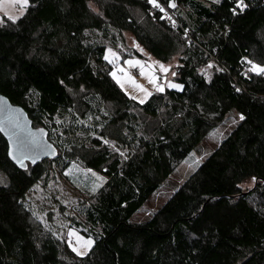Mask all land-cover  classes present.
Segmentation results:
<instances>
[{
    "label": "trees",
    "instance_id": "obj_1",
    "mask_svg": "<svg viewBox=\"0 0 264 264\" xmlns=\"http://www.w3.org/2000/svg\"><path fill=\"white\" fill-rule=\"evenodd\" d=\"M176 2L178 28L160 11L152 15L148 0H31L16 23L0 26V93L46 129L60 113L86 118L98 101L106 112L98 136L128 157L98 138L96 146L60 149L64 167L78 161L107 178L83 205L95 241L80 257L21 203L49 178L54 160L28 163L26 171L8 158L0 133L7 177L0 183V264H264V76L246 62L264 64V0H246L237 15L229 0ZM125 34L159 62L178 57L182 90L155 92L143 105L129 99L109 74L101 42H123ZM209 61L208 80L199 68ZM230 111L245 119L149 220L131 222Z\"/></svg>",
    "mask_w": 264,
    "mask_h": 264
},
{
    "label": "rangeland",
    "instance_id": "obj_2",
    "mask_svg": "<svg viewBox=\"0 0 264 264\" xmlns=\"http://www.w3.org/2000/svg\"><path fill=\"white\" fill-rule=\"evenodd\" d=\"M203 1L211 3V0ZM28 7L23 13H21L18 5L14 7L8 3L7 0H5L4 3L0 4V21H3V23H0V26L8 25L11 22L7 19V15L5 13L22 17L27 12ZM101 42L106 45V50L111 48L120 57V59L115 62V65L111 64L112 71L115 67L117 69V75L122 76L123 74L118 71V68L123 67L137 83L155 93L147 79L140 75L139 68L129 67L125 63V61L129 59L139 60L142 64L147 66L153 64L154 61H157L152 58L148 52H141L140 46L137 47V44H135L134 39L130 34L124 35L123 42L121 38H117V36L114 42H111L109 39H103ZM163 64L166 66L171 64L173 65V70L177 71L178 57L174 58L169 63ZM207 64L199 68L200 74L204 75L200 70L205 69ZM155 68L158 76H165V74L159 73L158 65H156ZM214 69L215 67L207 69L208 77H212ZM166 79L176 83L175 77H172L170 74L166 76ZM164 82L165 80L163 79V83ZM125 87L128 92L138 94L134 91L133 86L130 83H126ZM166 89L170 88L166 87L165 90ZM32 97L33 96L30 95L28 99H32ZM94 103L93 109L84 119L77 117L71 112H64L55 117L53 121H47L49 135L51 136L53 143L58 146L57 148H59L58 150L60 154V149H69L74 145H85L87 147L96 146L93 141L98 137L97 130L102 126L105 120L106 112L102 106H99L98 101ZM57 121H59V123H57ZM79 121H83V123H80ZM239 121V114L235 111H230L218 126L209 131V133L200 142L199 146L175 167L172 174L150 196L148 201L133 214L130 221L141 223L149 220L153 214L186 182L191 174L197 170L199 165L237 127ZM93 133L96 135H93ZM115 146L116 148H119L120 151H124L126 154V149L118 146L117 144H115ZM109 148L112 152H116L113 148ZM193 153L194 155H192ZM59 157L52 162L50 168L48 169V172H50L49 178H46L45 176L42 177L38 183H36L27 192L25 197L22 198L21 203L33 214L43 227L53 233L68 247L70 240L74 241V237L69 238L68 236L70 229L85 239L91 238L95 241L92 236H89L90 233H92V229L89 223L86 222L85 216L83 215L84 207L88 202V197L92 195L91 188L93 187L95 177H93L90 173H87L85 170L89 168L78 161L71 162L67 168L64 167L65 159ZM68 169H72V172L69 175H66L65 173ZM97 173L100 176L105 177L103 174L99 172ZM106 180L102 186H104ZM0 183H7V177L5 174L1 173V171ZM248 185L252 186V184ZM83 205L85 206L83 207ZM96 231L99 232L100 230L97 229ZM69 248L71 249V247Z\"/></svg>",
    "mask_w": 264,
    "mask_h": 264
},
{
    "label": "snow or ice",
    "instance_id": "obj_3",
    "mask_svg": "<svg viewBox=\"0 0 264 264\" xmlns=\"http://www.w3.org/2000/svg\"><path fill=\"white\" fill-rule=\"evenodd\" d=\"M5 0H0V4L4 3ZM8 3H10L12 6H19V11L23 13L28 6H30L31 0H7ZM225 0H211L212 4L215 5H221L224 3ZM148 3L154 8L158 9L161 13L164 15L161 16V19H164L165 17L171 22L172 26L175 28L176 21L172 19L171 15H168L166 12L165 6H162L160 3V0H148ZM230 3V11L233 15H237L238 13L243 12L247 7L248 4L246 3V0H229ZM89 7L91 8V2L89 3ZM167 8L176 9L178 7V4L176 0H167ZM95 11V9H93ZM7 15V19L11 21L12 23H16L18 19H20L19 16L16 15ZM0 23H3V21H0ZM184 36L183 39L191 44V40L188 37L189 29L185 28L184 30ZM138 47V45H137ZM142 52L143 50L140 49ZM104 59L108 61L110 64L115 65V62L120 59L119 55L113 51L111 48L107 49L104 55ZM250 67L248 69L249 72H252L258 76H264V64H260L257 62H254L253 60H247L246 61ZM125 63L129 67H138L140 70V75L142 77H145L148 81V83L151 85L152 90L155 92L163 93L165 91V88L170 89H181L183 88V85L179 83H174L171 80H167L166 76L170 74L172 77H175L177 75V72L173 70V65H165L163 63H160L158 61H154L151 65H145L142 64L139 60H127ZM158 65V71L159 73L165 74L164 77L158 76L156 74V68L155 66ZM215 65L213 62H209L206 65L205 69H201L200 71L206 76L207 79H210V77L207 76V69L214 68ZM217 71H223L221 68H216ZM118 71L122 73L123 75H117V69L114 67V70L111 71L109 74L113 78V80L116 82L117 85L125 92V95L128 96L129 99L143 105L146 103V101L149 99V97L152 96L153 92L150 91L148 88H145L143 85L136 82V80L128 74V72L125 71L123 67H119ZM164 79L165 82L161 83L160 80ZM63 84V81H61ZM126 83H130L133 86V89L138 94H133L131 92H128L125 85ZM237 92H240V88L235 89ZM31 91V90H30ZM69 91H72L69 89ZM80 91L84 92L85 88L83 85L80 87ZM19 112V110H16ZM106 114V113H105ZM91 119V117H90ZM98 119V117H97ZM239 119L244 120L245 116L243 114H239ZM12 126V131L10 133H6L9 135V144L7 145V156L9 159H11L13 162H15L20 168L25 169L27 171V165L25 164V160H31L33 164L36 163L37 156L39 155V150H44L46 148H49L50 146L43 143L40 140V136L43 135V129H37L35 132L31 130H25L24 125L20 123L19 116H12L10 115L7 121ZM80 123H83V121H79ZM59 123V121H57ZM102 127V126H101ZM5 128L0 125V132H4ZM26 133V134H25ZM93 135H96L93 133ZM127 135V133H125ZM99 140H102L104 144L108 145L109 147L113 148L118 154L124 159L127 160L128 157L126 156L124 151H120L119 148H116L115 141L109 140L103 135H100L97 137ZM147 139V137H145ZM35 152V155H30V153ZM47 154V153H46ZM51 154L55 156V150H52ZM194 155V153L192 154ZM87 173H90L93 177H95V181L93 184V187L91 188L92 194H95L97 189L103 185L106 178L103 176H100L97 172L93 171L92 169H86ZM72 172V169H68V171L65 173L66 175H69ZM252 185L256 183V177L251 178ZM237 187L244 188V184H238ZM248 187H251V185H248ZM69 238L74 237V241L70 240L69 247H71L72 251L76 253L77 256L83 257L87 255L88 250L92 247L94 241L91 238L85 239L84 237L78 235L73 230H69L68 232Z\"/></svg>",
    "mask_w": 264,
    "mask_h": 264
},
{
    "label": "water",
    "instance_id": "obj_4",
    "mask_svg": "<svg viewBox=\"0 0 264 264\" xmlns=\"http://www.w3.org/2000/svg\"><path fill=\"white\" fill-rule=\"evenodd\" d=\"M16 110H19V112H17ZM10 115L12 116L18 115L20 123L24 125L25 130H31L35 132L37 129H43L44 130L43 135L40 136V140L43 143L50 146L49 148H46L44 150L37 149V151L39 152V155L37 156L36 163L33 164L31 160H25L26 165H28V163H31L32 165H37L44 160H47V159L55 160L58 158L59 151H58L57 146L50 141L49 131L46 128L34 127L33 121L29 117L27 111L22 106L13 104L8 97L0 93V125H2L5 128V131L0 132V133L6 139L7 144H9L10 140H9V135L6 133H10L12 131V126L7 122ZM52 150H55V153H56L55 156L51 154ZM35 154H36L35 152L30 153V155H35ZM13 163L16 164L15 162Z\"/></svg>",
    "mask_w": 264,
    "mask_h": 264
},
{
    "label": "built area",
    "instance_id": "obj_5",
    "mask_svg": "<svg viewBox=\"0 0 264 264\" xmlns=\"http://www.w3.org/2000/svg\"><path fill=\"white\" fill-rule=\"evenodd\" d=\"M161 3V2H160ZM161 5L162 6H164L162 3H161ZM166 8V12H167V14L168 15H171L172 16V19L173 20H175L176 21V27L175 28H178L179 26H180V24H179V22H178V20L176 19V16L174 15V13L171 11V9H169V8H167V7H165ZM151 14L153 15V14H155L157 11H159L158 9H154L153 7H151ZM166 18V17H165ZM166 20L168 21V23H170L171 24V22L166 18ZM160 82L161 83H163V79H161L160 80Z\"/></svg>",
    "mask_w": 264,
    "mask_h": 264
}]
</instances>
